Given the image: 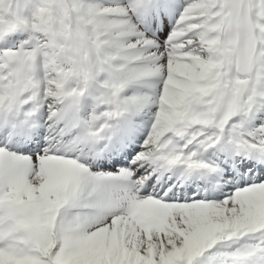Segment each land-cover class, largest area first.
I'll return each mask as SVG.
<instances>
[{"label":"snow or ice","instance_id":"obj_1","mask_svg":"<svg viewBox=\"0 0 264 264\" xmlns=\"http://www.w3.org/2000/svg\"><path fill=\"white\" fill-rule=\"evenodd\" d=\"M0 264H264V0H0Z\"/></svg>","mask_w":264,"mask_h":264}]
</instances>
